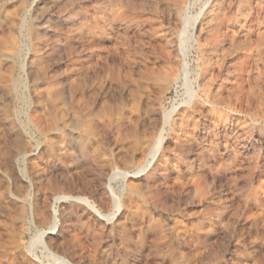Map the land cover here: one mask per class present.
<instances>
[{
	"label": "rangeland",
	"instance_id": "rangeland-1",
	"mask_svg": "<svg viewBox=\"0 0 264 264\" xmlns=\"http://www.w3.org/2000/svg\"><path fill=\"white\" fill-rule=\"evenodd\" d=\"M0 264H264V0H0Z\"/></svg>",
	"mask_w": 264,
	"mask_h": 264
},
{
	"label": "bare ground",
	"instance_id": "bare-ground-1",
	"mask_svg": "<svg viewBox=\"0 0 264 264\" xmlns=\"http://www.w3.org/2000/svg\"><path fill=\"white\" fill-rule=\"evenodd\" d=\"M218 2H214L213 5L211 6L210 10H200V12L198 14H196L195 16L193 17H186V12L187 10H180L181 13L184 15L181 17V19H179V23H178V27H180V29L178 30L180 32V34H177V35H181V37L186 33V31L189 29L191 32L189 33V41L188 42H192L194 44H196L199 48H211L212 45L214 46V44H216V39H217V36L214 35V31H213V23L214 21L216 20V14L214 13L215 10L214 8H216ZM186 11V12H185ZM170 12V11H169ZM174 17V15H172ZM175 19V17L173 18ZM174 21V20H173ZM177 21V20H176ZM173 24V23H172ZM242 24V23H240ZM189 27V28H188ZM229 27V26H228ZM234 27V26H233ZM239 27V26H238ZM188 28V29H187ZM199 28V31H198V35L195 36L193 35L194 32H196V30ZM239 33V32H238ZM187 34V33H186ZM186 36V35H184ZM171 37V36H169ZM179 38V37H177ZM180 39V38H179ZM178 39V40H179ZM182 42V41H181ZM206 49V50H207ZM201 50V49H200ZM211 50H213L211 48ZM205 52V51H204ZM208 52V51H207ZM203 53V52H202ZM207 55V54H206ZM185 56V55H184ZM211 56V55H210ZM231 56V55H230ZM215 57V56H214ZM215 59V58H214ZM185 65V64H184ZM168 68V67H167ZM186 71V66L183 67ZM211 71V70H210ZM187 73V72H186ZM219 73V72H218ZM175 74V73H174ZM203 77H204V83L205 85L206 84H209V85H212V82H211V77H207L205 76L206 74L203 73L202 74ZM171 76V75H170ZM169 73L167 71H165L164 73L160 74L159 75V79H164L166 80L167 82L170 83L169 81ZM209 76V75H208ZM215 76V75H214ZM227 76V75H226ZM173 77V76H171ZM216 79V76L214 77ZM175 79V78H174ZM176 80V79H175ZM165 82V81H164ZM211 83V84H210ZM218 83V82H217ZM186 84V98H187V102L188 104H191L190 102L194 103V101L196 99L199 98V95L197 94L196 92V89L194 87V83L192 80H189V78L185 81ZM217 86V85H216ZM205 87V86H204ZM213 87V86H212ZM211 89V87H210ZM205 90V89H204ZM235 97V96H234ZM185 101V100H184ZM207 102H209V97H207L206 99ZM210 101L212 102V104H215L216 103V100L214 98H210ZM203 102V101H202ZM210 102V103H211ZM225 102V101H224ZM184 103V102H183ZM186 103V102H185ZM184 103V104H185ZM195 104V103H194ZM226 104V103H225ZM174 107V106H173ZM198 108V107H196ZM175 109L172 108V110L166 112L163 116V123L165 125H168L167 123L169 122V119H170V116L172 114V112L174 111ZM174 113V112H173ZM189 117V116H188ZM162 125V124H161ZM162 127V126H161ZM164 127V125H163ZM163 132V130H162ZM160 133V132H159ZM162 134V133H161ZM160 135V134H158ZM162 136V135H161ZM163 138V136H162ZM161 137L157 138L156 141L154 140V148L151 150L150 154L154 155L155 153H157V150L158 148L160 147L162 141ZM178 141V140H177ZM179 146V145H178ZM149 154V153H148ZM153 158V157H152ZM146 164L143 165V167H146V165H148L147 163H150V162H145ZM121 176L123 178L126 177V174H121ZM61 198H57V200H59ZM118 207V204L116 202V205ZM56 224H57V218H56V215H55V212H53V216H52V226L50 228V230H54L55 227H56ZM46 231H43V232H40V234L37 236V238L35 239L34 238V242L38 241V242H41V239L42 237L45 235ZM36 240V241H35ZM33 242V243H34ZM32 243V245H33ZM31 246V245H30ZM58 258V257H57ZM60 260V259H59ZM62 262L66 261V260H63L61 259Z\"/></svg>",
	"mask_w": 264,
	"mask_h": 264
}]
</instances>
